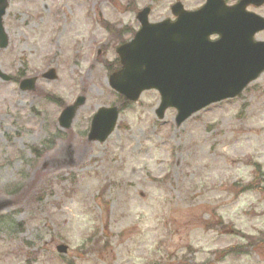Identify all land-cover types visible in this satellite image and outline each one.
Wrapping results in <instances>:
<instances>
[{
	"label": "rangeland",
	"instance_id": "obj_1",
	"mask_svg": "<svg viewBox=\"0 0 264 264\" xmlns=\"http://www.w3.org/2000/svg\"><path fill=\"white\" fill-rule=\"evenodd\" d=\"M175 1L9 3L0 70L36 83L0 80V264H264V192L243 191L255 165L264 174V73L179 126L174 109L158 120V93L143 92L105 142L87 141L99 108H121L107 66L138 30L134 12L171 19ZM49 69L56 79L42 77Z\"/></svg>",
	"mask_w": 264,
	"mask_h": 264
},
{
	"label": "water",
	"instance_id": "obj_2",
	"mask_svg": "<svg viewBox=\"0 0 264 264\" xmlns=\"http://www.w3.org/2000/svg\"><path fill=\"white\" fill-rule=\"evenodd\" d=\"M9 1L0 0V49L8 46L2 18ZM263 3L241 0L227 7L222 0H207L191 13L176 4L172 7L175 22L155 24L148 23L145 9L137 17L141 27L134 39L117 49L121 69L110 76V88L131 103L145 91H156L160 96L156 117L161 120L166 110L174 109L177 126L211 104L239 96L264 72V42L253 40L264 30V19L245 11L249 4ZM212 36L218 39L211 41ZM43 78L54 80L55 71ZM0 80L9 82L10 77L0 70ZM35 81L22 80L20 90L34 91ZM84 101L79 97L61 112V129L71 127ZM118 114L117 106L99 109L91 120L87 141L105 142L115 129ZM56 251L65 254L67 247L59 245Z\"/></svg>",
	"mask_w": 264,
	"mask_h": 264
},
{
	"label": "flooded vegetation",
	"instance_id": "obj_3",
	"mask_svg": "<svg viewBox=\"0 0 264 264\" xmlns=\"http://www.w3.org/2000/svg\"><path fill=\"white\" fill-rule=\"evenodd\" d=\"M206 0H204V2H205ZM240 0H234V1H232V2H230L229 3V1H227V0H224V2L230 7V6H232V5H234V4H236L237 2H239ZM177 3H180L181 5H182V7H183V9L184 10H187V11H194V10H197L198 8H194V9H185L184 8V5L180 2V1H178V0H176L171 6H170V13H171V16H172V18L171 19H168V18H166V19H163V20H160V21H165V20H169V21H175L176 19H177V17L173 14V12H172V7L175 5V4H177ZM204 4V3H203ZM264 8V3L262 4V5H260V6H257V7H254V5L253 4H249V5H247L246 6V10L248 11V12H251V11H249L248 9L249 8ZM145 8H148V17H149V14H150V11H151V8L149 7V5L148 6H144L143 8H140L139 10H137V11H135L134 12V15H133V17L135 18V20H137V17H138V15H139V13L142 11V10H144ZM135 10V9H134ZM256 14V13H255ZM258 15V14H257ZM258 16H260V15H258ZM261 18H264V17H262V16H260ZM127 30H128V28H126ZM264 32V30L263 31H261L260 33H258L257 35H259V34H261V33H263ZM134 34H135V32H133V34H132V37L134 36ZM131 37V38H132ZM130 38V39H131ZM129 39V40H130ZM129 40H127V41H129ZM126 42V41H125ZM124 42H122V43H118V46L119 45H121V44H123ZM116 49V48H115ZM116 61H117V63H116ZM113 64H114V66H113V68L115 69V71L116 70H118L119 68H120V65H118L119 64V60H117V59H115L114 60V62H112ZM112 64V65H113ZM118 66V67H117Z\"/></svg>",
	"mask_w": 264,
	"mask_h": 264
},
{
	"label": "trees",
	"instance_id": "obj_4",
	"mask_svg": "<svg viewBox=\"0 0 264 264\" xmlns=\"http://www.w3.org/2000/svg\"><path fill=\"white\" fill-rule=\"evenodd\" d=\"M113 66L114 65L107 66V70L109 72H112V70L114 69ZM119 102L122 103L120 110H122L124 106L130 104L121 97H119ZM248 190L264 192V174L260 166L258 165H255L253 182L243 187V191H248Z\"/></svg>",
	"mask_w": 264,
	"mask_h": 264
}]
</instances>
